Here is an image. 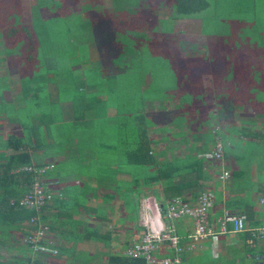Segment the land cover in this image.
Instances as JSON below:
<instances>
[{
    "label": "crops",
    "instance_id": "1",
    "mask_svg": "<svg viewBox=\"0 0 264 264\" xmlns=\"http://www.w3.org/2000/svg\"><path fill=\"white\" fill-rule=\"evenodd\" d=\"M108 1L111 6L112 1ZM13 2L17 5L25 23H31L34 17L44 20L46 18H51L53 12L50 5L59 3H57L56 0H13ZM79 2V4L83 3L82 0ZM8 3V0H0V17L7 13ZM84 5L81 11L75 13L72 11L74 3L68 0L66 7H62L63 15L70 16L73 14L75 17L76 15L80 17V14H83L86 8V5ZM58 8L59 7H57L56 12H59ZM41 10L47 12L46 17L42 16ZM84 20L76 25L83 29L81 23H84ZM76 25L72 27L73 31L77 30ZM5 28H0V53H4L2 66L0 62V78L5 76L4 70L7 65L5 58L7 54V38L2 34ZM178 33L179 36L191 35L193 38L192 40L188 38L189 35L187 37L185 36L191 41L185 53L194 56V44H192L194 42V34L192 32H186L185 34L182 32ZM17 41L16 43H21V41ZM178 41L180 40L178 39ZM25 44L26 42L23 41L21 44L22 48L19 51L25 49ZM16 46L18 45L16 44ZM201 47L204 48L206 45L203 44ZM14 51L17 52L18 50ZM197 51L199 55H196L198 57L197 59L195 58L196 61H194V63L191 59L192 62H187L186 66L179 68V74L186 76V80L190 81L189 83L193 85L192 87L190 86V94L194 95V124L186 125L185 120H181V123H176L174 125L161 123L151 124L147 132L149 138L153 140L150 147L156 154L157 160L160 162L172 161L175 162L176 165H179L183 162L192 163L194 160V179L196 178V182L201 184L200 187L202 191L204 189L209 190L214 196V201L209 208L210 222L214 228H218V219L222 217L224 210L243 215L249 228L264 227V204H261L258 200L259 196L264 194V54L263 56L261 55L258 60L256 59V62L259 61V78L256 80L261 90V94L258 96V99H256V89L252 90L249 88L245 93L239 92L237 95L235 92L226 90L229 88V84L227 86H222L223 83H216L214 77L215 73L211 68L209 58L200 59L205 50H203V52L200 50ZM185 53L181 52V56L184 57ZM118 57V55L115 57H108L105 62L103 61L101 63L99 60L91 64L95 69L93 73H98V79L95 76V82H99L100 80L107 82L108 79L106 80L104 77L111 74L109 89L112 90V95L115 93V89L118 90L116 88L118 76L122 78L135 73L131 70L132 66L130 64L132 63L133 65V62L128 56L124 55L122 59H118ZM81 63L82 62L77 64L79 70L75 71L73 79L79 82H85L87 78L85 69L88 61L84 60V64ZM17 66L18 65L12 66L10 74H8L11 86L9 88L4 87L0 90V103L9 104L11 108L13 106V110H9L11 118L6 115V112H3L2 108L0 111L1 117L4 116L14 123V126H11L8 132L20 131V123L23 115L21 111L24 110V99L27 98L22 96L24 92L22 84L26 81H23L21 78L23 75H21ZM15 70L18 74L17 83L12 82V73ZM30 75L32 74L30 73ZM95 77H93V79ZM29 78L33 81H43L47 79V75L40 77L29 76ZM249 84L252 86V83ZM249 84L248 86H250ZM248 86L244 87L243 90L248 88ZM220 92H223V94ZM7 93L11 94L9 100L6 98ZM174 98L172 99L175 101L176 97L174 96ZM20 100L21 103L18 104ZM145 103L146 102H143L140 105V110L144 114V117L146 114L149 116L153 112L155 114L160 112L161 102L156 103L154 100L153 103L150 101L148 102L149 104ZM131 105H127L128 115L129 111L134 109ZM175 107L176 106L172 102L171 104H164L162 109L169 108L171 110ZM60 109L66 121H72L74 119L68 102L61 103ZM110 110V114H113L115 108L111 107ZM35 113L36 115L39 114L38 111L32 109L30 116L33 118V121L36 122L38 119ZM47 114L49 113L47 112ZM93 115L94 113H90L88 116L90 117ZM49 129L50 128L47 126L46 130L48 131ZM128 131L130 130H127L126 133H128ZM127 135L128 139L131 140L132 137L129 136V134ZM120 137L121 135L119 133L115 135L116 139ZM215 137H220L224 146L223 158L219 161H214L206 157V154L213 146ZM49 139H51V137ZM99 140H102V138ZM83 153L80 159V161H82L80 165L86 166L90 164V160L92 159L90 148L84 149ZM56 156L58 158L60 157L61 160H66L64 154L59 153ZM76 158H78V155ZM224 169L229 170L231 173L230 177L225 180L219 177ZM100 170L102 169H97V171H95L96 174L98 173V176L94 172L88 171L87 174L86 172L84 173L85 175L80 174L77 180H75L73 175L59 176V179L62 181L61 186L67 185L70 193L69 195L81 200L88 194V204L92 207L100 208L101 211H105V215L107 216L104 223L99 219L95 220L93 223L89 218L80 214L75 215L74 218L84 223V228L96 226L100 231H105L106 229L112 230L108 242H104V240L99 242L96 239L76 241L74 252L67 253L68 255L64 256L65 261L63 264H70L74 258L81 261V264H96L95 259L99 261L101 257H106V261H108V254L123 255L129 240L140 237L141 233L146 229L143 222L147 214L151 215V217H159L162 223L166 224L168 222L161 208L162 198L159 197L161 195L159 190L160 186H157L155 192L151 194L150 187L141 183L138 186L140 191L136 198H133L131 192L126 196L125 199H127V203L122 202L120 199L103 201L98 197V195H103L105 192L103 188L104 183L102 184L101 181L98 182L100 177L101 179L106 178L108 184L109 182L115 184V182L119 180L132 182V179L131 175L126 172H116L111 178L104 177L100 174ZM84 184L90 187L89 190L83 189ZM112 188H110L109 191L111 190L112 192ZM145 193H147V196H144ZM136 202H139L138 209L134 212L132 209H134ZM66 211L67 210L64 209L61 213ZM71 211L72 209L69 210V212ZM173 223L175 231L180 236V243H185L183 244V248L184 261L186 264H203L205 259H208L206 258L208 255L209 257L216 258L220 254L231 264H264V238H251L245 231L239 234H218L216 237H206L193 241V239L189 237V234L193 230V221L191 218L183 216L174 219ZM124 228L127 229L125 230ZM73 234L72 236H75V233ZM51 236L55 239V243L59 245L70 246L74 242L73 239H64L62 236L54 235V233H51ZM192 243L194 244V248L188 249V246ZM213 245H215L214 251L212 250ZM77 250L79 252H77ZM13 251L15 252L16 250L13 249ZM157 254L164 255L167 254V252L166 250H162L157 252ZM0 260L2 259L0 258ZM108 264L121 263L108 262Z\"/></svg>",
    "mask_w": 264,
    "mask_h": 264
},
{
    "label": "trees",
    "instance_id": "2",
    "mask_svg": "<svg viewBox=\"0 0 264 264\" xmlns=\"http://www.w3.org/2000/svg\"><path fill=\"white\" fill-rule=\"evenodd\" d=\"M71 1L77 3L80 0ZM167 3L177 17L194 15L210 5L209 0H167ZM35 19L36 17L29 24L7 27L2 34L7 39L25 38L26 47L24 50L34 52V46L37 42L34 37L35 25L37 24ZM84 23H81L83 28L88 26V22ZM76 28L79 30L77 25ZM52 53L55 54L53 51ZM75 57V55H68L65 58L63 63L65 68L63 69L66 70L64 72L53 70L51 65L49 68L45 67V60L43 59L42 65L39 64L35 74H33L35 77L47 75V79L33 81L29 78L22 84L23 94L27 97L24 99V107L27 110L23 115L25 118H21L20 131L8 132L6 137L0 140V245L7 249L16 250L9 260H0V264H63L64 256L74 252L76 241L96 239L99 242L103 240L108 242L110 240L112 230L100 231L96 226L84 228V223L74 218L75 215L80 214L94 223L98 219L105 220L107 216L103 214L105 211L88 204V194L81 200L69 195L67 185L61 186L62 181L59 176L73 175L77 180L80 174L85 172L87 174L88 171L95 173L97 169H102L99 171L100 174L111 178L116 172H126L131 175L132 182L122 180L115 182V184L109 182L107 188L113 187V191L110 190L104 192L103 195H98L99 199L103 201L120 199L127 203L126 196L131 192L133 198H136L140 191L138 186L141 183L150 187L151 194L155 192L157 186H160L161 195L159 197L162 198L163 213H165L164 204L167 200L180 197L185 201L194 202L202 192L201 184L196 182V178L194 179V160L192 163L183 162L179 165L172 161L160 162L157 160L156 154L150 147L153 140L147 134L150 124L145 122L144 114L140 110L142 100L145 98H140L138 111L134 107L128 115V112H120L115 107L114 113L110 114V108L113 106H110L107 100L112 92L109 89L111 74L104 77V79H108L107 82L103 80L95 82L98 73H93L95 69L93 65H90L85 69L86 81L79 82L73 79V74L79 70L77 64L80 62L84 64L85 59H76ZM101 60L105 62L107 57ZM67 63L72 67H77L68 69ZM131 70H134L133 66ZM94 76L96 77L93 79ZM106 85L108 86L105 87ZM104 87L108 88L107 92L102 91ZM40 90L41 92L51 90L50 93L44 92L43 94L44 100L49 94L48 97L50 98H47L46 105L48 109L41 108V92L38 93ZM30 102H33V106L36 105L34 111L39 112L38 115L35 113L38 119L36 122L30 116L32 111L30 110ZM63 102H68L71 107L74 118L72 121H66L65 116L61 114L60 106ZM90 113H94V115L89 117ZM47 126L50 128L48 131L46 130ZM127 130L131 131V140L127 137ZM117 133L121 135L119 139L115 138ZM50 137L52 140L49 139ZM100 138L102 140H99ZM110 138L115 140L113 146L108 142ZM9 148L13 151L3 153ZM86 148H90L92 159L90 164L85 166L80 165L82 162L80 159L84 154L83 150ZM37 150H42V156H46L48 160L40 159L39 154L35 153ZM59 153L64 154L66 160L60 159L52 162L53 156ZM76 154L78 158H76ZM49 164H53V167L46 169L38 177L33 171L21 169L28 165L41 167ZM125 164L129 168L124 167ZM113 165L115 169L112 168ZM36 178L41 182L44 191L51 193L50 201L38 210L19 204V199L32 188ZM85 185L83 189L89 190L90 187ZM124 185L126 187H123ZM127 188L130 190L127 191ZM144 196H147V193ZM138 203L136 202L134 209H132L134 212L138 209ZM64 209L67 211L61 213ZM70 209H72L71 212H69ZM35 215H39L40 220L46 222L50 233L62 236L64 239H73V244L66 246L55 243L54 247L58 250L57 255L34 254L22 238L36 229V226L29 224L30 218ZM73 233L75 236H72ZM131 241L132 239L129 240L128 244ZM181 244L185 243L182 242ZM108 262L145 264V259L143 257H128L124 254H108ZM81 263L74 258L70 264Z\"/></svg>",
    "mask_w": 264,
    "mask_h": 264
},
{
    "label": "rangeland",
    "instance_id": "3",
    "mask_svg": "<svg viewBox=\"0 0 264 264\" xmlns=\"http://www.w3.org/2000/svg\"><path fill=\"white\" fill-rule=\"evenodd\" d=\"M8 1L7 13L0 17V28L25 23L17 5L13 0ZM67 1L56 0L57 3L59 2L58 4L50 5L53 12L51 18L45 20L36 18L37 20H34L37 22L36 32L34 31V37L37 39L34 52L24 49L19 51L23 41L26 42L25 38L7 39V54L5 56L7 65L4 70L6 77L0 78V90L11 86L8 74L14 65H18L17 67L23 75L21 78L23 81H27L29 76H35L36 69L44 60L45 67L49 68L51 65L53 70L64 72L66 69H63L65 68L63 63L68 55H75L76 59L87 60V67L94 60H100L102 63L101 59L104 60L106 57L118 55V59H122V56L126 55L133 62V65L132 63L130 65L134 67L133 71L136 74L133 73L122 78L118 76L116 84L118 90L115 89L116 94L112 95V92L109 94L107 100L109 105L117 107L116 109H119L120 112L125 110L127 113V105L132 104L131 106L135 107L136 111L139 110L140 98H145L142 100V103L146 102L145 104H149V101L153 103L154 100L156 103L161 102V109L164 104L173 102L175 108L160 109L159 113L153 112L149 116L146 114L145 122L150 125L156 123L174 125L185 120L186 125L194 124V95L190 94L193 85L186 80V76L179 74V68L186 66V63L192 62V60L194 63L195 58L198 57L196 55H199L197 50L202 52L205 50L200 59L209 58L216 83H223L222 86L229 84V88L226 90L235 92V94L245 93L249 88L244 90L243 88L252 83V86L249 84L248 87L256 89V99L261 94L256 80L259 78V61L256 62V59L258 60L264 54V0H209L210 5L206 9L194 15L179 17L173 14V10L171 7L169 8L166 0H111V6L108 0H82L83 3H74L72 8V11L78 13L83 5H86L84 13L80 14V17L78 15L75 17L73 14L65 16L62 7H66ZM57 7H59V12H56ZM41 14L43 17L47 16L46 11H42ZM83 20L85 23L88 22V26L83 29L79 27V30L73 31L72 27ZM178 32L194 34L192 43L194 44V56L185 53L191 43L189 39L193 38L189 34V39L186 38L188 35H185L186 37L180 35L181 38ZM17 40L21 43H16ZM203 44L206 47L202 48ZM181 52L185 53L184 57L181 56ZM3 54L0 53L1 66ZM67 67L71 69L77 66L72 67L67 63ZM12 79L13 83H17L16 70L12 73ZM105 87L102 88L103 92L108 90ZM40 92L41 90L38 91V93ZM44 92L46 90L41 92L42 101H39L43 109L47 107L49 96L47 94L44 100ZM50 92L51 90H48L46 93ZM220 93L223 94V92ZM10 95V93L6 95L8 100ZM174 96L176 97L175 101L172 99ZM20 103L21 100L18 104ZM32 103L30 102V110H34L36 107ZM1 108L11 118L9 110H13V106L11 108L9 104L0 103V111ZM25 110L27 109L24 107V110L21 111L23 115ZM23 115L22 117H24ZM11 126H14L12 121L4 116L1 117L0 140L6 137ZM128 134L132 135L130 131ZM108 142L111 146L115 144L113 138H110ZM12 151L9 148L3 153ZM41 151L37 150L35 153L39 154L40 159L48 160L46 156H42ZM59 159L60 157L55 155L52 162ZM124 167H128V165L125 164ZM112 168L115 169V166L113 165ZM99 181L104 183L105 192H109L106 178L101 179L100 177ZM128 190L130 188H127ZM102 221L104 223L106 220ZM49 235L51 236L50 232ZM77 252L79 251L77 250ZM13 253V249H7L0 245L2 260H9ZM206 258L208 259H205L203 264H231L224 259L222 254L216 258L208 255ZM95 262L96 264H108L106 257H101L99 261L95 259Z\"/></svg>",
    "mask_w": 264,
    "mask_h": 264
},
{
    "label": "built area",
    "instance_id": "4",
    "mask_svg": "<svg viewBox=\"0 0 264 264\" xmlns=\"http://www.w3.org/2000/svg\"><path fill=\"white\" fill-rule=\"evenodd\" d=\"M223 156V143L219 137H215L211 150L206 157L214 161H219ZM53 164L36 167L34 165L24 166L21 169L33 171L38 177L46 169H51ZM230 171L224 169L219 177L223 180L230 177ZM32 188L28 190L20 199L19 204L28 208L40 209L51 199V193L44 191L41 182L36 178ZM213 193L203 190L194 202L185 201L180 197L167 200L165 203V215L167 223H162L158 218L146 215L144 224L146 229L138 238L125 247L123 254L128 257H143L145 264H186L184 261V248L180 243V236L175 231L173 220L187 216L193 221V230L189 234L191 239L197 240L206 237H216L218 234L232 233L239 234L247 232L251 238H264V227L249 228L245 217L239 213H232L224 210L221 218L218 219V228H214L210 222L209 208L214 199ZM264 204V194L258 198ZM29 224L36 226L34 231L24 235L23 241L27 243L34 254L57 255L58 250L54 247L55 240L49 235V226L45 221L40 220L39 215L30 218ZM194 248L190 244L188 249ZM215 245L212 250L214 251ZM166 250L167 254L158 255L157 252ZM32 264V263H29ZM48 264V263H45Z\"/></svg>",
    "mask_w": 264,
    "mask_h": 264
}]
</instances>
